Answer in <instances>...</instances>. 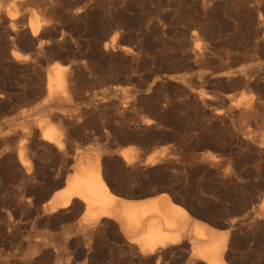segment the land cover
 <instances>
[{
	"label": "rangeland",
	"instance_id": "1",
	"mask_svg": "<svg viewBox=\"0 0 264 264\" xmlns=\"http://www.w3.org/2000/svg\"><path fill=\"white\" fill-rule=\"evenodd\" d=\"M12 1L0 0V264H207L189 239L143 254L114 219L82 228L78 200L46 211L84 152L114 194L166 192L230 230L227 264H264V217L252 219L264 198V0H16L11 22ZM33 10L48 20L35 37ZM53 62L70 66L68 101L43 102ZM45 113L62 150L41 139ZM129 147L166 149L145 164L123 159Z\"/></svg>",
	"mask_w": 264,
	"mask_h": 264
},
{
	"label": "bare ground",
	"instance_id": "2",
	"mask_svg": "<svg viewBox=\"0 0 264 264\" xmlns=\"http://www.w3.org/2000/svg\"><path fill=\"white\" fill-rule=\"evenodd\" d=\"M5 14L11 22L19 15L16 0L5 5ZM47 24L48 20L40 18L34 10L27 23L34 37ZM195 33L193 31V34ZM11 55L15 59L23 57L21 52L14 49L11 50ZM69 67L59 62L49 65L46 97L43 102H49L51 99L68 101ZM244 99V94H241L232 103L238 106ZM49 116L45 113L36 122L41 139L62 150L63 131L51 123ZM165 149L152 152L145 164L156 163L164 155ZM18 155L21 164L29 169L31 162L25 156L23 147ZM120 155L128 163L138 161L140 156L132 147L120 150ZM75 200L85 206V211L80 217L82 228H88L104 218L114 219L120 224L127 240L136 244L143 254H154L158 250L180 243L183 239H189L192 253L196 257L207 264H227L224 253L230 230H219L194 218L185 206L174 201L166 192L154 193L151 197L141 200H129L114 194L103 175L98 154L92 156L84 152L79 158L76 170L66 177L64 187L57 190L43 206L46 211L54 212L70 207ZM261 217H264V198L252 219Z\"/></svg>",
	"mask_w": 264,
	"mask_h": 264
},
{
	"label": "water",
	"instance_id": "3",
	"mask_svg": "<svg viewBox=\"0 0 264 264\" xmlns=\"http://www.w3.org/2000/svg\"><path fill=\"white\" fill-rule=\"evenodd\" d=\"M150 154L148 152L143 153L139 156V163H145L147 161V158ZM131 200V199H129ZM85 211V206L82 208V213Z\"/></svg>",
	"mask_w": 264,
	"mask_h": 264
}]
</instances>
